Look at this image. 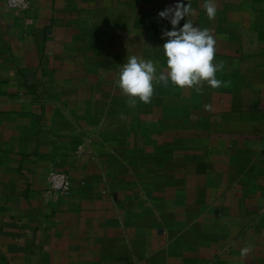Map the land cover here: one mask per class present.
Wrapping results in <instances>:
<instances>
[{"label": "crops", "instance_id": "crops-1", "mask_svg": "<svg viewBox=\"0 0 264 264\" xmlns=\"http://www.w3.org/2000/svg\"><path fill=\"white\" fill-rule=\"evenodd\" d=\"M178 2L0 0V264H264V0L177 26L212 30L229 87L116 85L128 56L166 67Z\"/></svg>", "mask_w": 264, "mask_h": 264}, {"label": "clouds", "instance_id": "clouds-1", "mask_svg": "<svg viewBox=\"0 0 264 264\" xmlns=\"http://www.w3.org/2000/svg\"><path fill=\"white\" fill-rule=\"evenodd\" d=\"M203 9L207 18L214 20L219 9L218 0H203ZM193 13L190 0L187 5L181 0L158 13L160 18L170 22L173 29L162 30V38H167L162 47L166 67L160 69L158 62L136 55L128 56L126 63L121 65L116 85L127 97L129 105H136L138 101L150 104L155 86L162 84L167 87L169 82L181 90L195 88L197 93H202L205 82L212 89L230 86V81L217 78V73L224 71L225 62H213L217 40L212 30L194 25L190 19L177 28L181 20ZM204 108L210 111L211 105ZM252 250L251 244L243 247L241 257L246 258Z\"/></svg>", "mask_w": 264, "mask_h": 264}, {"label": "built area", "instance_id": "built-area-1", "mask_svg": "<svg viewBox=\"0 0 264 264\" xmlns=\"http://www.w3.org/2000/svg\"><path fill=\"white\" fill-rule=\"evenodd\" d=\"M7 6L16 10H27L31 7V0H6ZM49 183L53 191L69 194L72 188L71 177L63 172L53 170L49 173Z\"/></svg>", "mask_w": 264, "mask_h": 264}]
</instances>
